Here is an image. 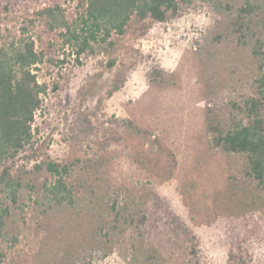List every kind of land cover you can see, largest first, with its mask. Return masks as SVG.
<instances>
[{
  "label": "trees",
  "instance_id": "1",
  "mask_svg": "<svg viewBox=\"0 0 264 264\" xmlns=\"http://www.w3.org/2000/svg\"><path fill=\"white\" fill-rule=\"evenodd\" d=\"M196 2L218 17L196 41L206 132L215 149L245 160L243 180L232 176L228 191L235 213L245 216L228 241V264H261L254 241L260 224L249 227L247 216L259 209L254 190L264 194V0H0V264H97L114 254L124 264H208L198 236L157 191L118 185L104 156L58 163L39 160L35 149L36 118L49 91L68 86L73 67L108 54L146 23L171 22ZM241 64L249 69L245 93L227 100L231 86L217 77ZM147 77L159 87L174 78L160 67ZM100 110L82 100L65 113L75 143L117 139L110 130L117 127L139 141L138 166L173 178L177 158L153 131L128 118L101 121Z\"/></svg>",
  "mask_w": 264,
  "mask_h": 264
},
{
  "label": "rangeland",
  "instance_id": "2",
  "mask_svg": "<svg viewBox=\"0 0 264 264\" xmlns=\"http://www.w3.org/2000/svg\"><path fill=\"white\" fill-rule=\"evenodd\" d=\"M17 21L15 18L14 23ZM217 21L207 5L196 2L171 22L146 23L108 54L90 56L83 65L73 67L68 86L59 93L49 91L44 110L36 118L35 149L39 160L58 163L104 156L115 183L135 192L157 191L198 236L208 264H228V241L245 219L230 205L228 191L235 181L232 176H238L237 183L243 180L240 174L245 173V160L215 149L207 135L206 88L196 54V41L209 35ZM246 66L241 64L235 74L227 67L220 71L217 81L231 86L224 91L227 100L245 93ZM153 67L172 73L173 83L164 87L150 84L147 74ZM50 78L41 75L49 88ZM82 100L93 111L101 107L97 113L101 121L128 118L153 131L177 158L173 178L154 177L138 166L133 157L139 141L117 127L109 128L119 134L117 139L101 136L91 147L75 143L66 130L64 115ZM254 193L260 196L256 199L259 209L247 216V224H260L254 241L264 264V194ZM97 264L124 263L114 254Z\"/></svg>",
  "mask_w": 264,
  "mask_h": 264
}]
</instances>
